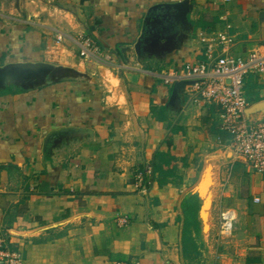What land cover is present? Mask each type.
<instances>
[{"label": "crops", "instance_id": "0c3cea01", "mask_svg": "<svg viewBox=\"0 0 264 264\" xmlns=\"http://www.w3.org/2000/svg\"><path fill=\"white\" fill-rule=\"evenodd\" d=\"M22 1L0 0V67L63 68L0 71V229L23 264H264V173L235 158L216 106H196L159 76L204 59L201 33L227 23L231 54L264 52V0H187L185 21L173 5L186 0H36L27 11ZM84 35L113 64L82 58L74 39ZM105 68L121 79L120 109L102 102ZM246 94L247 110L264 103V74L247 76ZM247 110L264 120V104ZM165 152L175 157L167 177ZM148 163L142 192L134 175ZM208 165L205 221L195 187ZM191 207L198 230L185 240ZM225 209L236 214L229 235L218 230Z\"/></svg>", "mask_w": 264, "mask_h": 264}, {"label": "built area", "instance_id": "2783aa9c", "mask_svg": "<svg viewBox=\"0 0 264 264\" xmlns=\"http://www.w3.org/2000/svg\"><path fill=\"white\" fill-rule=\"evenodd\" d=\"M225 30L209 35L201 33L205 44L204 59L189 61L180 69L162 71L159 76L165 84L185 82L186 93L198 107L216 106L220 129L231 136L230 148L236 159L245 162L255 171L264 173V120L250 121L246 110L250 104L246 94V78L249 74H264V52L253 50L245 56L229 52L234 37ZM57 33V40L64 38ZM79 55L85 60L111 65L113 59L104 52L92 36L74 39ZM154 167L146 164L134 175V184L147 192L154 177ZM236 214L232 209L220 213L219 233L229 235L234 228ZM121 225L129 222L128 217L117 218ZM23 253L12 247L8 231L0 229V264H23ZM115 264H135L118 262Z\"/></svg>", "mask_w": 264, "mask_h": 264}, {"label": "water", "instance_id": "95a60500", "mask_svg": "<svg viewBox=\"0 0 264 264\" xmlns=\"http://www.w3.org/2000/svg\"><path fill=\"white\" fill-rule=\"evenodd\" d=\"M176 9H177V13H176V19L178 20H182L185 21L186 16H187V12L189 11V3L188 1H182L179 3H176L173 5ZM21 69L24 70L25 72H27L29 74V76L27 77H43L44 74L49 73L50 71H59V70H63L62 67H52L49 66L46 63L43 62H19V63H11V64H7L4 67H0V71H6L9 69ZM41 69H43L42 72H39ZM179 86H185V82H177L176 83ZM264 103H257L255 105H253L251 108H249V110H247V113L250 111H254L255 109L261 107ZM211 170V166L208 165L205 169V171L203 172L202 178L199 181V183L196 185L195 187V191L202 197L203 199V204H202V209H201V215L202 218L207 221V217H208V212L212 203V198L210 199V201L207 199V195H205V192H202V184L206 182V180L208 179V171ZM212 172V170H211ZM208 190L211 194L210 191V186L208 187Z\"/></svg>", "mask_w": 264, "mask_h": 264}, {"label": "clouds", "instance_id": "9594fccd", "mask_svg": "<svg viewBox=\"0 0 264 264\" xmlns=\"http://www.w3.org/2000/svg\"><path fill=\"white\" fill-rule=\"evenodd\" d=\"M102 102L108 107L122 108L127 104L125 93L121 90V79L117 72L105 68L102 73Z\"/></svg>", "mask_w": 264, "mask_h": 264}, {"label": "trees", "instance_id": "16d2710c", "mask_svg": "<svg viewBox=\"0 0 264 264\" xmlns=\"http://www.w3.org/2000/svg\"><path fill=\"white\" fill-rule=\"evenodd\" d=\"M160 157L162 158L163 161L162 165L158 167L160 174H162L163 177L172 176L173 168H175V157L167 152L161 153ZM196 214H197L196 209L192 207L189 210V212H187V221L185 222V228H184L185 240L186 238H189L188 234L192 233V229H190L191 226H194L195 229L198 230Z\"/></svg>", "mask_w": 264, "mask_h": 264}, {"label": "rangeland", "instance_id": "374dc122", "mask_svg": "<svg viewBox=\"0 0 264 264\" xmlns=\"http://www.w3.org/2000/svg\"><path fill=\"white\" fill-rule=\"evenodd\" d=\"M10 2H13V0H9ZM26 1H28V3H31L32 5H34L35 7L36 6H38L39 7V5H41L40 3H39V1H36V0H34L35 2H32L33 0H23L22 1V3L24 4V8H25V11H27L26 9H27V6H26ZM56 1V0H55ZM42 2H45V1H42ZM51 2H54V0H51ZM217 142H218V140H217ZM218 143H220V142H218ZM225 151H226V148L224 147L223 148V154L225 153ZM202 168V166H200L199 168H198V170H200ZM202 190L201 191H205L207 188H208V182H205V183H203L202 184ZM211 186H214V184L212 183L211 184ZM210 199L211 198H209V201H210Z\"/></svg>", "mask_w": 264, "mask_h": 264}]
</instances>
